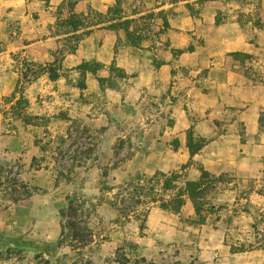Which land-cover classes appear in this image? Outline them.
I'll list each match as a JSON object with an SVG mask.
<instances>
[{
	"label": "rangeland",
	"instance_id": "obj_1",
	"mask_svg": "<svg viewBox=\"0 0 264 264\" xmlns=\"http://www.w3.org/2000/svg\"><path fill=\"white\" fill-rule=\"evenodd\" d=\"M263 112L264 0H0V264H264ZM201 169L228 179L203 223L118 209Z\"/></svg>",
	"mask_w": 264,
	"mask_h": 264
},
{
	"label": "trees",
	"instance_id": "obj_2",
	"mask_svg": "<svg viewBox=\"0 0 264 264\" xmlns=\"http://www.w3.org/2000/svg\"><path fill=\"white\" fill-rule=\"evenodd\" d=\"M120 12L119 5L111 7L109 13L114 15ZM68 23L74 26L75 30H78L84 25V22L78 18H71ZM127 21L117 22V26L123 27L127 40L135 47H141L143 38L130 30ZM189 51H193L190 48ZM185 50L175 51V55L179 56L185 53ZM159 64V63H158ZM104 65L98 62H83L76 69L80 72L82 79L79 81V87L85 88V76L87 74L98 75L100 71L104 69ZM112 73H116L117 77L123 78L125 73L115 67L111 68ZM52 76H57L56 71L52 69ZM99 81L103 84L106 80L99 78ZM260 128L264 131V112L261 114L259 119ZM209 141L203 137H198L195 133L190 130L186 137V147L191 157L199 154ZM175 149L180 147L179 140L173 142ZM187 166H184L186 168ZM1 171V170H0ZM182 175L179 173H172L166 175L158 172L152 178L146 179L144 182L139 183L131 191H129L130 203H122L118 209L122 215H128L131 210L140 204L146 203H159L160 207L166 211L179 214L187 201H190L195 209L197 218L194 223H203L206 219V214H216L223 209L222 206H216L211 202V197L221 187H224L228 183L227 176L214 175L205 169H201V174L196 180H187L181 183ZM144 227V224L141 225ZM241 252L243 248L239 249Z\"/></svg>",
	"mask_w": 264,
	"mask_h": 264
}]
</instances>
